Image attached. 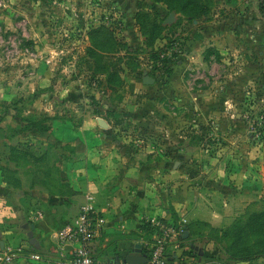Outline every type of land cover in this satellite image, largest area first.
Segmentation results:
<instances>
[{
	"label": "rangeland",
	"instance_id": "374dc122",
	"mask_svg": "<svg viewBox=\"0 0 264 264\" xmlns=\"http://www.w3.org/2000/svg\"><path fill=\"white\" fill-rule=\"evenodd\" d=\"M170 12L154 0H0V232L9 240H27L30 225L55 234L86 196L98 206L121 189L153 196L162 183L149 172L161 158L197 175L204 163L223 176L256 163L264 177V0H212L196 21L176 11L164 25ZM221 27L245 30L223 57L210 37ZM104 32L115 46L100 42ZM188 47L206 71L179 68ZM162 50L173 54L171 78L153 57ZM224 76L239 81L231 106L215 97ZM202 96L217 100L208 116ZM171 133L175 154L160 149Z\"/></svg>",
	"mask_w": 264,
	"mask_h": 264
},
{
	"label": "crops",
	"instance_id": "0c3cea01",
	"mask_svg": "<svg viewBox=\"0 0 264 264\" xmlns=\"http://www.w3.org/2000/svg\"><path fill=\"white\" fill-rule=\"evenodd\" d=\"M244 31L241 27L236 31L240 35H236L231 33L229 28L221 27L218 34L214 33L210 36H215L212 38L214 44L211 46L215 47L219 55L223 57L226 55L225 43L230 42L233 37L243 36ZM236 44L239 47L242 43L240 41ZM192 62H196V66ZM178 66L181 70L185 68L191 72L199 68L202 71L208 69L199 52L189 47L186 49L183 62H179ZM209 71L211 74L210 68ZM178 74L179 72H174L173 75L178 76ZM223 80L219 84L221 95L218 93L215 97L216 99L220 97L221 105L231 106L233 100L230 99L229 94L239 81L236 78L230 79L228 76H224ZM172 86L175 89L173 93L177 92L178 86L174 84ZM170 94L166 92L167 97ZM198 99L190 100V104L194 106L197 101H200ZM216 99L203 98V101H206L205 104L201 102L205 107L204 114L213 112L211 110L212 107H216ZM194 112L198 113L196 117L201 114L199 109ZM215 114L220 115L219 112ZM142 120L145 121L144 118ZM179 142L180 136L177 133H171L166 142L160 145V149L166 153L175 154ZM167 156L166 158H170L169 155ZM161 159L154 162L153 169L149 172L151 177L159 179L162 183L156 187L153 196L146 197L139 191L129 193L121 189L108 196L100 206L95 200L96 210L104 218L105 225L100 236L92 243L93 258L97 262L109 264L124 258L136 244H140L143 250L145 245L152 243L155 237L149 221L159 219L180 226L184 232L188 233L186 239H183L182 235L172 239L168 244L167 253L170 264H264V258L252 262L228 260L221 253L219 244L222 232L230 228L236 220L257 212L259 191L261 190V195H264V177L260 175L262 167L256 163L246 162L230 174L223 176L219 171L215 172L212 164L204 163L202 172L197 175L192 170V166H184L177 161L170 163L165 158ZM175 163H178L176 168ZM136 172L137 177L142 179L139 171ZM162 181L167 186H164L165 183ZM57 232L51 236L46 231L42 234L40 229L34 226L33 237L39 245L38 250H33L28 244L26 236L28 232L25 235L27 240L19 237L18 240L12 241L6 233L1 232V240L5 248L18 251L12 264H44L32 260L30 255L38 254L49 259L58 256L60 251L56 241ZM192 246L202 251V257L198 256ZM70 249L69 246L64 247L63 253H67Z\"/></svg>",
	"mask_w": 264,
	"mask_h": 264
},
{
	"label": "built area",
	"instance_id": "2783aa9c",
	"mask_svg": "<svg viewBox=\"0 0 264 264\" xmlns=\"http://www.w3.org/2000/svg\"><path fill=\"white\" fill-rule=\"evenodd\" d=\"M172 55L167 51L162 58L164 56L170 58ZM149 222L155 232V237L152 243L146 244L143 248L148 252H143L146 255V264H170L167 253L168 244L172 239L181 237L184 230L180 226L159 219H152ZM104 225L105 220L96 210L93 197L86 196L76 217L64 224L57 232L59 255L49 259L38 254H31L30 258L44 264H103L93 259L91 246L93 241L100 236ZM66 246L71 249L63 253ZM17 252L0 247V264H12Z\"/></svg>",
	"mask_w": 264,
	"mask_h": 264
},
{
	"label": "trees",
	"instance_id": "16d2710c",
	"mask_svg": "<svg viewBox=\"0 0 264 264\" xmlns=\"http://www.w3.org/2000/svg\"><path fill=\"white\" fill-rule=\"evenodd\" d=\"M156 3H163L170 9V13L179 11L186 15L191 21L207 15L212 5V0H154ZM175 14V13H174ZM168 15V16H169ZM164 23V22H163ZM149 32L157 33L160 26L152 24ZM106 36V40H100L101 43L115 46V40L110 33L104 32L100 36ZM152 42V40H150ZM166 51H160L154 55L155 60H159L163 69L160 73L162 77L169 78L171 75L170 66L173 64V55L168 58L162 56ZM176 56V55H175ZM150 244V243H148ZM221 253L228 259L241 262H252L264 258V211L252 213L242 219L236 220L234 224L223 231L219 241ZM144 253H148L143 249ZM94 259V258H93ZM95 260V259H94ZM103 264H108L104 263Z\"/></svg>",
	"mask_w": 264,
	"mask_h": 264
},
{
	"label": "water",
	"instance_id": "95a60500",
	"mask_svg": "<svg viewBox=\"0 0 264 264\" xmlns=\"http://www.w3.org/2000/svg\"><path fill=\"white\" fill-rule=\"evenodd\" d=\"M175 14L171 13L166 20L164 21V25L172 24L175 20ZM143 84L145 86H150L154 84V80L149 78L146 73L143 74ZM178 166V163H175V168ZM33 230H34V225L30 226V231L27 233V239H28V244L32 247L33 250H38L39 245L36 242V240L33 237ZM187 232L185 231L183 233V239H186L187 237ZM1 232H0V247L3 249L4 248V243L1 240ZM192 249L195 250L198 253V256L202 257V251L198 249L197 247L192 246ZM147 259L146 255L143 253L142 246L140 244H136L133 249H131L130 253H128L124 258L122 259H117L116 262H109V264H146Z\"/></svg>",
	"mask_w": 264,
	"mask_h": 264
}]
</instances>
